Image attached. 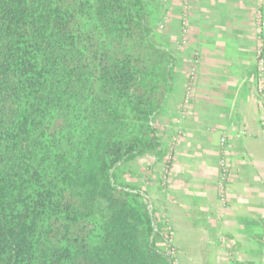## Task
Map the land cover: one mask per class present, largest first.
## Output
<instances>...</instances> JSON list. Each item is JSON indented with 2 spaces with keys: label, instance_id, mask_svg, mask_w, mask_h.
<instances>
[{
  "label": "trees",
  "instance_id": "1",
  "mask_svg": "<svg viewBox=\"0 0 264 264\" xmlns=\"http://www.w3.org/2000/svg\"><path fill=\"white\" fill-rule=\"evenodd\" d=\"M158 2L0 0V264H176L148 188L123 178L166 153Z\"/></svg>",
  "mask_w": 264,
  "mask_h": 264
},
{
  "label": "crops",
  "instance_id": "2",
  "mask_svg": "<svg viewBox=\"0 0 264 264\" xmlns=\"http://www.w3.org/2000/svg\"><path fill=\"white\" fill-rule=\"evenodd\" d=\"M162 4L164 42L173 49L183 33L186 38L175 54L179 71L174 70L166 110L178 113L193 52L199 67L173 162L162 159L150 170L163 175L168 168V183L159 184L158 177L143 183L160 215L183 230L187 249L200 253L193 264H264V101L255 96L258 85L264 86V76L256 77L255 58L264 40V0ZM222 137L226 142L219 145ZM222 157L229 159L223 201L218 189ZM175 261L181 264L177 253Z\"/></svg>",
  "mask_w": 264,
  "mask_h": 264
},
{
  "label": "rangeland",
  "instance_id": "3",
  "mask_svg": "<svg viewBox=\"0 0 264 264\" xmlns=\"http://www.w3.org/2000/svg\"><path fill=\"white\" fill-rule=\"evenodd\" d=\"M161 2V4L159 3ZM159 2L156 5L157 10L160 11V15L158 17V21L156 24V28H157V32L162 36V34L164 33V13H163V4H162V0H159ZM159 4V5H158ZM263 17V14H262ZM264 19V18H263ZM264 21V20H263ZM262 28H264V26H262ZM163 39V37H162ZM186 38L184 37V33H183V37L181 36L180 41L178 42L177 46H174V48L172 49V47L170 48L166 42H164L168 48L171 50V52L173 53L174 57L175 54L177 55L178 53V48L179 46H185L186 42H185ZM164 41V39H163ZM260 46V47H259ZM259 46L256 47V52H255V58H256V64L257 67L259 69V72L257 74V78L258 75H260L261 77L264 76V40L262 41V44H260ZM177 48V49H176ZM261 50V52L263 51L262 55H258L259 51ZM177 52V53H176ZM198 57V56H197ZM197 57L195 58L194 52L192 55V58L189 61V70L187 73V76L185 77V89H184V93L182 96L181 101H179L178 103V113L173 114L172 112V107H169L168 110H166V105L171 103V94L167 99L166 105L164 107V110H162L160 116L157 118V120L155 121L154 125L157 128L158 132H159V136L162 140V146L165 150V155L160 158V159H153V158H147V159H142L140 160L138 163H129L127 164L124 169H123V178L133 184H138L137 182H139L141 185L144 183H148L149 179H155L158 177V181L159 184L162 185H166L168 183V168L167 170L163 173V175L159 174H151L152 168H154L155 164H161L162 159L165 161L166 164H171L173 162L174 159V149L173 147L177 144L178 140L180 139V137L183 135V121L184 119L188 116L189 114V106H190V102L185 104L184 103V99L186 98V90H187V86H190L191 89L195 88V84L197 81V74H198V67H199V59H197ZM178 62L176 61V57H175V64L173 67V73L174 70H176L175 72L179 71V66L177 64ZM258 69L256 68V70L258 71ZM258 85V84H257ZM193 96V93L191 94L189 101L191 100ZM255 96H257V100L261 103H263L264 98H262L259 93H258V87L256 89V94ZM263 106V105H262ZM264 109V108H263ZM170 114V119L168 118V113ZM222 138H224V141H221ZM220 138V144L219 145H223V143H225V137ZM224 147V146H223ZM221 163L224 164V166L221 165ZM229 159L226 157H222L219 160V181L218 183H220V180H223V178H225L226 181V177L228 176V172H229ZM151 164H153L151 166ZM151 168V169H150ZM150 181V180H149ZM144 182V183H143ZM142 186H145L142 185ZM224 187V185H223ZM218 189L223 192L221 193V195H223V199H221L222 201L225 199V189L220 188V186L218 185ZM157 206L156 209L160 210V207ZM156 210V212L159 214H157L158 218L160 219L161 222L165 223L167 225V227L170 229V233L173 234L174 237V244L172 245L173 247V255L176 258V253H177V258L179 261H181V264H193L194 260L200 256V253H198L195 250H192V248L187 249V246L185 244V239L184 236L182 235L183 230L177 228V226L175 227L174 222L177 224V222L175 220H172L171 222L167 221V218L164 215H160L161 213H159L160 211ZM172 219V218H171ZM171 223V224H170ZM172 227H174L173 230ZM182 247L184 250L183 251H179L177 252V248L176 247Z\"/></svg>",
  "mask_w": 264,
  "mask_h": 264
},
{
  "label": "built area",
  "instance_id": "4",
  "mask_svg": "<svg viewBox=\"0 0 264 264\" xmlns=\"http://www.w3.org/2000/svg\"><path fill=\"white\" fill-rule=\"evenodd\" d=\"M261 53H262V52H261V50H260L259 53H258V55H259V54L262 55ZM258 93H259V95H260L262 98H264V86H263L261 83L258 85ZM190 96H191V87H190V86H187V90H186V98L184 99V103H185V104L189 103V98H190ZM221 141H224V138H222ZM223 144H224V143H223ZM221 165L224 166L223 163H221ZM224 180H225V178H223V180H220V183H219L220 188H223V189H224V187H223V185H224ZM219 193H220V199H223L224 197H223V195H221V193H223V192H221V191L219 190Z\"/></svg>",
  "mask_w": 264,
  "mask_h": 264
}]
</instances>
